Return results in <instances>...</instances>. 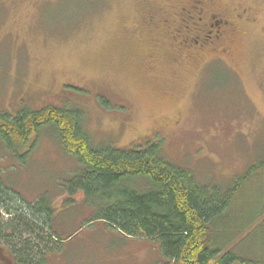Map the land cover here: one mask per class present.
Returning a JSON list of instances; mask_svg holds the SVG:
<instances>
[{"label":"rangeland","instance_id":"374dc122","mask_svg":"<svg viewBox=\"0 0 264 264\" xmlns=\"http://www.w3.org/2000/svg\"><path fill=\"white\" fill-rule=\"evenodd\" d=\"M192 1L0 0V111L63 105L81 112L95 146L162 141L201 183L236 186L216 241L264 258V0H203L237 28L217 56L179 47L159 21L175 25ZM5 148L3 183L27 201L48 191L56 228L69 235L44 264H167L148 239L124 238L100 219L80 227L93 210L81 191L60 186L79 162L53 128L16 147L17 157ZM6 219L0 210L2 226Z\"/></svg>","mask_w":264,"mask_h":264},{"label":"trees","instance_id":"16d2710c","mask_svg":"<svg viewBox=\"0 0 264 264\" xmlns=\"http://www.w3.org/2000/svg\"><path fill=\"white\" fill-rule=\"evenodd\" d=\"M45 126L79 162L60 186L68 196L81 191L84 205L93 210L80 227L100 219L124 238L148 239L167 264H264V258L235 253L216 241V221L229 209L235 185L201 183L192 169L165 156L162 141L95 146L81 112L63 105L22 107L14 115L0 111V143L17 157L15 148ZM131 180H143L145 186H129ZM0 210L8 217L4 226L0 222V242L11 248L13 264H44L69 237L56 228L59 220L48 191L27 201L0 177Z\"/></svg>","mask_w":264,"mask_h":264},{"label":"flooded vegetation","instance_id":"af4514ba","mask_svg":"<svg viewBox=\"0 0 264 264\" xmlns=\"http://www.w3.org/2000/svg\"><path fill=\"white\" fill-rule=\"evenodd\" d=\"M149 18L153 19V15ZM177 18L175 25L167 17L159 21L173 34L179 47L189 51L223 55L229 51L231 38L237 32L234 21L227 14L207 9L203 0H193L182 6ZM0 255L7 256L8 263H14L10 247L0 244Z\"/></svg>","mask_w":264,"mask_h":264}]
</instances>
